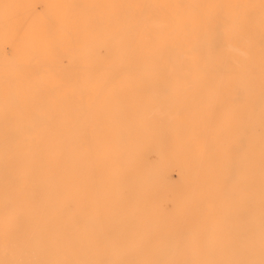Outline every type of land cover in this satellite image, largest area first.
<instances>
[{
	"label": "bare ground",
	"instance_id": "obj_1",
	"mask_svg": "<svg viewBox=\"0 0 264 264\" xmlns=\"http://www.w3.org/2000/svg\"><path fill=\"white\" fill-rule=\"evenodd\" d=\"M0 264H264V0H0Z\"/></svg>",
	"mask_w": 264,
	"mask_h": 264
},
{
	"label": "rangeland",
	"instance_id": "obj_2",
	"mask_svg": "<svg viewBox=\"0 0 264 264\" xmlns=\"http://www.w3.org/2000/svg\"><path fill=\"white\" fill-rule=\"evenodd\" d=\"M39 9H42V4L39 3L38 4ZM189 144V150H188V157L190 159H192L191 162H195V165L197 163V151L200 149L201 147V141L198 137H192L190 142L187 143V145ZM162 159V156L160 153L156 152V151H151L149 154L147 155H143L140 156L136 169L140 174H145L147 173V170L151 167V166H156L158 164H160ZM173 196L172 192H168V197L169 199H171ZM183 224V225H182ZM182 225V226H181ZM187 225L189 226L191 229H194L196 226V220L194 219V221L192 220L190 221H185L182 217L178 219L177 223H176V230L179 231L181 229H183V227ZM143 228L146 229V226L143 225Z\"/></svg>",
	"mask_w": 264,
	"mask_h": 264
}]
</instances>
